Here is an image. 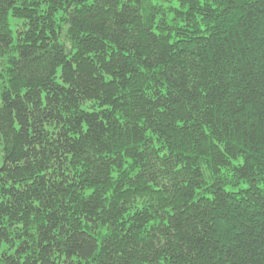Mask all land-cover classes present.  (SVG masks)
<instances>
[{
  "label": "trees",
  "instance_id": "obj_1",
  "mask_svg": "<svg viewBox=\"0 0 264 264\" xmlns=\"http://www.w3.org/2000/svg\"><path fill=\"white\" fill-rule=\"evenodd\" d=\"M0 264H264V0H0Z\"/></svg>",
  "mask_w": 264,
  "mask_h": 264
},
{
  "label": "rangeland",
  "instance_id": "obj_2",
  "mask_svg": "<svg viewBox=\"0 0 264 264\" xmlns=\"http://www.w3.org/2000/svg\"><path fill=\"white\" fill-rule=\"evenodd\" d=\"M14 22L13 21H11V24H13ZM12 29L14 30V27L12 26Z\"/></svg>",
  "mask_w": 264,
  "mask_h": 264
},
{
  "label": "snow or ice",
  "instance_id": "obj_3",
  "mask_svg": "<svg viewBox=\"0 0 264 264\" xmlns=\"http://www.w3.org/2000/svg\"><path fill=\"white\" fill-rule=\"evenodd\" d=\"M178 6V5H177Z\"/></svg>",
  "mask_w": 264,
  "mask_h": 264
}]
</instances>
